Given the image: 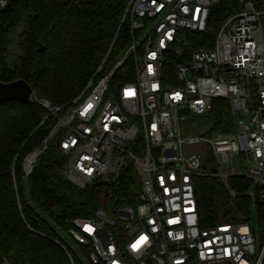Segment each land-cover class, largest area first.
I'll return each instance as SVG.
<instances>
[{"label":"built area","instance_id":"built-area-1","mask_svg":"<svg viewBox=\"0 0 264 264\" xmlns=\"http://www.w3.org/2000/svg\"><path fill=\"white\" fill-rule=\"evenodd\" d=\"M222 2L130 0L123 20L131 44L112 69L102 75L103 60L63 107L31 99L52 119L42 150L58 137L68 182L83 189L128 169L139 176L135 208L72 221L69 238L88 249L91 264H264V228L244 219L204 226L197 208L195 179L216 178L234 197L229 179L239 177L249 182L247 196L264 219V0H238L212 46H193L209 34V19ZM7 4L0 0V9ZM129 57L133 79L112 84ZM219 99L229 104L233 131L213 132V138L186 134L189 114L209 115ZM31 155L23 163L26 176L38 156L26 167ZM141 236L147 240L134 250Z\"/></svg>","mask_w":264,"mask_h":264},{"label":"trees","instance_id":"trees-1","mask_svg":"<svg viewBox=\"0 0 264 264\" xmlns=\"http://www.w3.org/2000/svg\"><path fill=\"white\" fill-rule=\"evenodd\" d=\"M261 4V0H253ZM129 0H8L0 9V82L24 80L35 100L63 107L74 100L104 61L107 74L131 44L129 23L124 18ZM239 9L238 0H223L212 13L209 34L193 46H212L221 24ZM17 52L13 66L8 61L16 32ZM208 40L210 43H208ZM133 79L131 58L120 67L112 84ZM213 129L232 132L233 120L226 100H215L209 114ZM52 119L35 101L0 104V260L8 264H82L78 255L61 238L76 218L91 219L101 210L108 217L139 203L140 179L128 169L114 180L94 183L83 189L68 182L62 172L63 158L58 137L43 148ZM36 150L29 175L24 160ZM201 224L250 220L252 208L259 229L264 219L255 200L247 196L249 182L229 179L231 197L213 177L194 180ZM80 250L88 260V249Z\"/></svg>","mask_w":264,"mask_h":264},{"label":"rangeland","instance_id":"rangeland-1","mask_svg":"<svg viewBox=\"0 0 264 264\" xmlns=\"http://www.w3.org/2000/svg\"><path fill=\"white\" fill-rule=\"evenodd\" d=\"M130 1V0H129ZM129 3V2H128ZM155 24V21H151L148 23V27H151ZM18 34L19 32L17 31L14 36L12 37V44L10 47V52L11 49H14L13 55L12 57L9 58V65L13 66L14 63L16 62V58L18 57V55H20V52H17V48L15 47V44L18 40ZM146 34V31L141 32L140 36L144 37ZM137 43H139V39L137 38ZM127 51V50H126ZM244 120L246 121L247 119L244 118ZM184 127L186 129V134H188L189 136H201V135H205L207 137L213 138L216 132L213 129V122L212 119L210 117V115H205V116H196L193 114H189V118L188 121L185 122ZM212 128V129H211ZM236 130H238L236 128ZM240 168L243 170L244 167H246V163L244 162L243 159H239V164ZM114 181V180H113ZM250 220L255 224L256 220H257V216L256 213L254 211V209L252 208V212L250 215ZM59 235L61 236V238H63V240L66 242V244L78 255L79 259L81 260L82 264H91L87 258L84 256V254L82 253V251L80 250V246L77 245L73 240H71L68 236H66L65 234L59 232ZM261 248V239L259 237H256V241H255V250L258 253L260 251Z\"/></svg>","mask_w":264,"mask_h":264},{"label":"water","instance_id":"water-1","mask_svg":"<svg viewBox=\"0 0 264 264\" xmlns=\"http://www.w3.org/2000/svg\"><path fill=\"white\" fill-rule=\"evenodd\" d=\"M33 91L24 80H15L10 83L0 82V104L6 102L25 103L31 101ZM36 156L39 150L34 152ZM214 172V169L212 170Z\"/></svg>","mask_w":264,"mask_h":264},{"label":"snow or ice","instance_id":"snow-or-ice-1","mask_svg":"<svg viewBox=\"0 0 264 264\" xmlns=\"http://www.w3.org/2000/svg\"><path fill=\"white\" fill-rule=\"evenodd\" d=\"M89 107H90V106H89ZM89 231H91V229H89ZM146 240H147V237H146V236H141V237L139 238V240H138L136 243H134V244L132 245V248H133L134 250L138 249L139 246H140L142 243L146 242Z\"/></svg>","mask_w":264,"mask_h":264},{"label":"bare ground","instance_id":"bare-ground-1","mask_svg":"<svg viewBox=\"0 0 264 264\" xmlns=\"http://www.w3.org/2000/svg\"><path fill=\"white\" fill-rule=\"evenodd\" d=\"M35 158V154L31 155L27 160H26V167L30 166L31 163L33 162Z\"/></svg>","mask_w":264,"mask_h":264}]
</instances>
